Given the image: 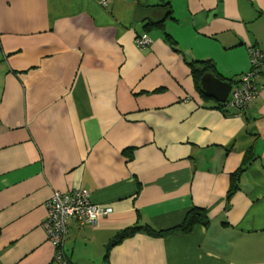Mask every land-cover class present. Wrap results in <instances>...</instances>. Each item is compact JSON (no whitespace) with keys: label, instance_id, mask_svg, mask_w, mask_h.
Masks as SVG:
<instances>
[{"label":"crops","instance_id":"obj_1","mask_svg":"<svg viewBox=\"0 0 264 264\" xmlns=\"http://www.w3.org/2000/svg\"><path fill=\"white\" fill-rule=\"evenodd\" d=\"M253 46L264 0H0V264H54L43 203L77 188L113 211L68 220L69 264H103L120 230L194 206L206 226L137 232L109 264H264V72L240 113L191 73L209 60L238 80Z\"/></svg>","mask_w":264,"mask_h":264},{"label":"built area","instance_id":"obj_2","mask_svg":"<svg viewBox=\"0 0 264 264\" xmlns=\"http://www.w3.org/2000/svg\"><path fill=\"white\" fill-rule=\"evenodd\" d=\"M138 46H147L150 39L139 36L135 39ZM250 69L242 73L232 85L229 96L223 104L226 110L245 109L259 93L256 76L264 72V48L250 47ZM46 215L41 223L48 241L54 249L53 263L69 264L64 254V242L68 234V220L76 219L80 224L94 225L100 217L109 215L113 209L90 199V191L85 188L66 192L54 190L43 203Z\"/></svg>","mask_w":264,"mask_h":264},{"label":"trees","instance_id":"obj_3","mask_svg":"<svg viewBox=\"0 0 264 264\" xmlns=\"http://www.w3.org/2000/svg\"><path fill=\"white\" fill-rule=\"evenodd\" d=\"M205 72H210L218 77H220L214 69V65L211 61L209 60H204V61H194L191 62V73L194 78L196 88L197 90L203 94V91L201 89L200 85V78ZM221 78V77H220ZM235 81L230 79L229 82L234 84ZM204 95V94H203ZM205 96V95H204ZM216 106L220 108L224 113H228V111L224 108L223 103H218L215 102ZM239 113L241 111H238ZM242 171V168L239 169L238 173ZM236 185H233V187L230 190L233 191L235 189ZM209 222L208 216L206 214V211L201 208V207H192L189 209L183 219V221L171 228L165 229V230H159L156 228L151 227L149 224L145 223L142 224L140 222H136L133 225H130L128 227H125L124 229L120 230L118 233H116L109 241L106 243L105 246V252L103 254V264H109V251L112 246L115 244L119 243L122 241L124 238L130 237L134 235L137 232H143L151 236H164L167 235L168 233H173V232H180L183 234L189 233L196 225H204L206 226ZM65 244V242H64Z\"/></svg>","mask_w":264,"mask_h":264},{"label":"water","instance_id":"obj_4","mask_svg":"<svg viewBox=\"0 0 264 264\" xmlns=\"http://www.w3.org/2000/svg\"><path fill=\"white\" fill-rule=\"evenodd\" d=\"M200 85L207 97L213 98L218 103L226 102L232 85L230 82L210 73L205 72L200 78Z\"/></svg>","mask_w":264,"mask_h":264}]
</instances>
